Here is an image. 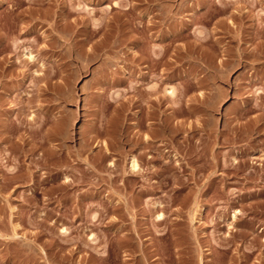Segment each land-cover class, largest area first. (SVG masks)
<instances>
[{"label":"rangeland","instance_id":"1","mask_svg":"<svg viewBox=\"0 0 264 264\" xmlns=\"http://www.w3.org/2000/svg\"><path fill=\"white\" fill-rule=\"evenodd\" d=\"M0 264H264V0H0Z\"/></svg>","mask_w":264,"mask_h":264},{"label":"bare ground","instance_id":"2","mask_svg":"<svg viewBox=\"0 0 264 264\" xmlns=\"http://www.w3.org/2000/svg\"><path fill=\"white\" fill-rule=\"evenodd\" d=\"M27 53H29V52H27ZM27 53H26V54H27ZM28 55H29V54H28ZM28 58H29L30 60H33V61H34L35 56L30 55V56H28ZM170 92H171V90H170ZM170 92H169V93H170ZM172 92H173V91H172ZM133 158H134V157H133ZM131 163H132L131 168H132L133 170H137L138 167H139L137 159L134 158V159L131 161Z\"/></svg>","mask_w":264,"mask_h":264}]
</instances>
